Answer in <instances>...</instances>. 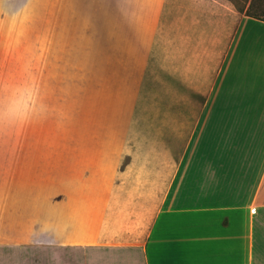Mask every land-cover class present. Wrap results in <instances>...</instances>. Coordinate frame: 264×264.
I'll return each mask as SVG.
<instances>
[{"label":"crops","instance_id":"crops-1","mask_svg":"<svg viewBox=\"0 0 264 264\" xmlns=\"http://www.w3.org/2000/svg\"><path fill=\"white\" fill-rule=\"evenodd\" d=\"M63 3L70 26L94 29L103 74L151 76L174 112L132 154L101 158L107 181L49 192L30 232L0 205V264H264V20L232 0Z\"/></svg>","mask_w":264,"mask_h":264},{"label":"rangeland","instance_id":"rangeland-1","mask_svg":"<svg viewBox=\"0 0 264 264\" xmlns=\"http://www.w3.org/2000/svg\"><path fill=\"white\" fill-rule=\"evenodd\" d=\"M3 1L0 197L8 202L0 205L19 214V231L24 222L23 231L30 232L34 205L43 212L49 192L58 197L85 188L81 181H107L112 168L101 158L146 145L162 125L158 119L174 107L168 105L171 92L154 88L151 76L103 74L111 61L95 57L94 29L70 26L63 0H33L19 11ZM232 1L241 12L264 18V0ZM19 262L28 264L21 253Z\"/></svg>","mask_w":264,"mask_h":264},{"label":"trees","instance_id":"trees-1","mask_svg":"<svg viewBox=\"0 0 264 264\" xmlns=\"http://www.w3.org/2000/svg\"><path fill=\"white\" fill-rule=\"evenodd\" d=\"M249 15L256 16V17H258V18H260V19L264 20V18H263V17H260V15H261V14H259V15H258V14H254V13H252V14H249Z\"/></svg>","mask_w":264,"mask_h":264}]
</instances>
